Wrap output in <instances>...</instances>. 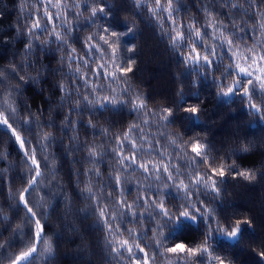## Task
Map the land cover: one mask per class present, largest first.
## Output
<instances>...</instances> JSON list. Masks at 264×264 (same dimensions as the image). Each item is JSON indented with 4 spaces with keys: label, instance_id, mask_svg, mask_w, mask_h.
I'll use <instances>...</instances> for the list:
<instances>
[{
    "label": "snow or ice",
    "instance_id": "6c2138e0",
    "mask_svg": "<svg viewBox=\"0 0 264 264\" xmlns=\"http://www.w3.org/2000/svg\"><path fill=\"white\" fill-rule=\"evenodd\" d=\"M38 2L43 5V16L29 13L24 17L26 31L17 28L19 36L28 37L22 55L24 63L17 65L10 61L8 68H0V129L5 136L11 134L9 139L14 138L23 152L28 171L15 209L17 214L22 211L24 215L13 230L11 240L0 238V264L5 261L7 264H53L58 247L46 231L47 221L54 211L52 199L44 193L38 201L31 200L32 193L39 192L42 180L46 179L38 153L47 152L55 142L51 131L42 129H52L55 125L54 122L36 123L43 113L33 114L27 106L23 123H20L16 100L24 84L40 83L39 72L36 76L27 75L35 67L34 61L29 64V57H35L36 52L43 53L53 42L64 53L60 64L68 62L66 74L58 70L62 76L57 85L61 93L58 107L75 105L69 108V116L65 117L60 131L66 134L65 128L73 130L70 144L77 145L75 151L80 150L79 135L76 134L77 122L71 120V115L82 117L87 110L92 116L88 127L94 131L97 108L114 113L130 104L129 110L137 117L118 133H113L111 127L100 129L104 137L111 135L115 141L109 157L112 170L107 179L99 167L108 155L102 151L104 145L93 143L86 148L87 162L92 168L83 173L90 179L81 187L80 193L86 202L95 206L96 227L104 232L105 249L112 260L116 264H156L157 257L163 256L167 264H235L233 253L241 250L242 245L254 244L253 251L259 257L257 264H264V240L257 242L252 221L235 213L223 215L213 203L222 199L221 186L226 176L251 182L257 179L256 172L251 169L237 171L235 161L229 164L207 140L198 135L189 137L186 128L179 134L164 131L174 128L178 120L187 123L200 121L204 108L199 93L193 92L186 97L181 90L177 93L179 99L171 106L150 109L148 98L140 92L133 93L131 87L129 74L133 73L136 64L135 55H129L126 61L122 58L124 48L130 54L135 53V45L126 39L135 35V23L124 25L123 31L118 30L120 26L114 25L111 19L113 6L106 0ZM131 3L141 13L146 9L150 18L156 21L161 40L167 41L169 50L185 66L187 74L194 77L193 87L210 78L216 89L217 101L234 105L239 98V103L245 105L249 115H258L264 121V0H211L213 6L218 3L221 7H229L230 12L237 9L249 18L255 15L250 37L236 21L235 14L229 17L231 24L225 23L218 19L214 7L207 3L201 5V11L207 17L204 25L195 17L187 21L180 17L178 0H131ZM20 9L24 15L25 0H21ZM73 10L76 15L70 17ZM85 14L89 34L83 37L82 47L77 48L74 45L80 37L73 33L80 31L76 24ZM134 16L139 18L137 14ZM241 23L246 25V22ZM48 25H52L51 29ZM230 27L234 30L229 31ZM42 36L54 37V41L44 39L37 48L36 41ZM13 81L15 87L7 88L6 82L10 84ZM81 88L91 90L84 92L82 100ZM130 95L134 96L131 100L128 99ZM181 112L183 115L178 116ZM33 124L38 130V147L33 146L29 138ZM153 125L155 131H151ZM157 137L165 138L167 143H162ZM250 148V144H245L240 151L247 153ZM228 155H236L235 150ZM0 157L6 158L3 153ZM51 159L55 176V157ZM237 159L241 157L237 156ZM47 167L45 164L44 168ZM137 173H142L143 179L149 183H137L133 189L137 196L129 202V180ZM153 180L162 181L163 188L152 191ZM169 189L176 193L174 203L168 202ZM60 191L64 196L67 219L73 213V201L62 187ZM13 198L16 199L15 195ZM4 212L0 206V224H10L12 219ZM70 230L78 231L75 225ZM189 230L198 234V239L191 243L184 238ZM16 247L19 251L14 252Z\"/></svg>",
    "mask_w": 264,
    "mask_h": 264
},
{
    "label": "trees",
    "instance_id": "16d2710c",
    "mask_svg": "<svg viewBox=\"0 0 264 264\" xmlns=\"http://www.w3.org/2000/svg\"><path fill=\"white\" fill-rule=\"evenodd\" d=\"M106 2L113 6L111 19L114 25L120 26L118 30L123 31L124 25L132 23L136 25L135 35L126 38L131 44L135 45V53H128L127 48H124L122 53V58L125 61L129 55H135L136 58L133 73L129 74L132 77L130 83L133 93L140 92L147 97L150 109H159L164 105L171 106L173 101L179 99L177 93L181 90H184L186 97L191 96L193 92L199 93V99L203 102L201 106L204 108V114L201 116L200 121L198 123H187L178 120L174 128L165 129L164 131L179 134L182 129L186 128L189 137L198 135L201 139L207 140L219 150L218 155L225 157L229 164L235 161L238 165L237 171L251 169L256 172L257 179L251 182L240 177L226 176L224 184L221 186L222 199L213 203L223 215L232 216L235 213L241 218H249L252 221V230L255 232L257 242L264 240V121H261L258 115H249L245 105L239 103V98H236L234 105L217 101L216 89L213 87L210 78L197 87H193L194 77L187 74L185 66L169 50L167 41L161 40L158 25L154 19L150 18L146 9L142 13L139 12L131 3V0H106ZM25 3L26 9L24 15H21V0H0V68H8L10 61H14L17 65L24 63L22 55L28 37L27 35L19 36L17 28L26 31L27 25L24 17L29 13L33 16H43V5L38 0H25ZM206 3L210 7H214L218 19L225 23L231 24L229 17L235 14L236 21L245 29L248 36L252 35V27L256 21L255 15L249 18L247 15H242L237 9H232L230 12L229 7H221L218 3L213 6L211 0H178L177 7L181 10L179 16L184 18L185 21L188 18L195 17L201 25H204L207 17L201 11V5ZM134 14H137L139 18L136 19ZM69 15L75 17V10ZM86 19L87 14L81 17L79 23L76 24L80 31L73 33L74 36L80 37V40H77L74 45L77 48L82 47L83 37L89 34V28L85 24ZM241 21L246 22V25ZM56 23L59 24L60 21H56ZM48 27L51 29L52 25H48ZM91 30L94 31L95 29ZM228 30L233 31L234 29L230 27ZM44 39L54 41V37L42 36L41 40L36 41L37 48L41 46ZM63 54L62 51L57 49L56 43L53 42L43 53L36 52L35 57H29V64L34 61L35 67L31 68L27 75L36 76L39 72L40 83L24 84V87L19 89L20 95L16 97L19 109L17 120L20 123H23L27 106L33 114L38 111L43 113L36 123L48 124L54 122L55 125L52 129H42V131H51L55 137V142L50 145L47 152L38 153L46 178L42 180V184L45 183L44 185L47 187L53 186L55 188V193H52L53 189L50 194L47 193L53 201L54 211L47 221L46 230L47 235L52 236L54 243L58 244L53 257V264H116V261L112 260L105 249L103 230L96 227L97 218L93 214L95 206L90 205V202H86L81 197L80 189L90 179L88 176L83 175L85 171L92 168V165L87 162L88 152L86 148L89 144H103L102 151L108 153L99 165L105 179L108 178L109 172L112 170L109 157L112 155L111 147L115 141L111 135L104 137L100 129L111 127L113 133H118L123 131L137 117L135 113L129 110L130 104L128 107L114 113L97 108L95 109L94 120L97 127L94 131L88 127V121L92 119V116L87 110L84 111L82 117L71 115V120L77 122L78 131L76 134L79 135L80 150L75 151L77 145L75 143L70 144V139L74 135L73 130L65 128L64 132L66 134H62L60 131L64 127L65 117L69 116V108L75 107L71 104L62 109L58 107L61 93L57 85L62 78L61 71L58 70H62L65 74L68 72L67 60L63 65L59 62ZM74 66L75 64H73ZM6 87L14 88L15 82L13 81L10 84L6 82ZM86 91L90 92L91 90L81 88V100ZM73 98H75V93ZM132 98H134L133 95L128 97L129 100ZM179 115H183V113L181 112ZM37 131L36 124H33L29 138L33 146L38 147L39 136ZM151 131H155V125H153ZM10 135L9 133L8 136H5L3 130L0 129V153H3L6 157H0V206L5 209L3 214L12 219L10 224H0V238L3 240L12 239L13 230L23 218L24 213L21 211L17 214L15 210L16 200L19 191L25 186L28 176L23 152L19 149L14 138L9 139ZM157 138L162 143H167L165 138ZM245 144L251 145L250 151L247 153L240 151ZM70 148L73 151L70 152ZM233 150H235L236 155H228ZM45 156L48 157L47 160L44 159ZM237 156L241 159H237ZM52 157H55L54 185L49 183L52 178L49 175H53ZM173 162H176L175 156H173ZM180 163H185V161H180ZM45 164L48 165L47 168H44ZM201 171H204V169H201ZM78 173L79 175H77ZM166 179L165 176L164 180ZM137 183L149 182L143 179L142 173L131 176L129 180V189L131 190V196L128 197L129 202L137 196V192L133 190ZM151 184L152 191L163 188L162 181L153 180ZM61 187L63 192L68 193L73 201V213L67 219L65 218L64 196L60 191ZM41 192L43 195L44 192ZM34 193L36 192L32 193L31 200L36 202ZM14 195L16 199L13 198ZM175 196V191L169 189L167 192L168 202L174 203ZM140 203L143 204V201ZM82 209L85 211H81ZM73 225L78 231L73 232L70 230ZM148 235L151 236V233L149 232ZM184 238L191 243L198 239V234L189 230L185 233ZM16 243L19 244L18 239ZM254 246V244H245L241 246V250L233 253L235 264H257L259 257L253 251ZM13 251H19V247L14 248ZM4 264H7V261ZM156 264H167V262L163 256H158Z\"/></svg>",
    "mask_w": 264,
    "mask_h": 264
},
{
    "label": "rangeland",
    "instance_id": "374dc122",
    "mask_svg": "<svg viewBox=\"0 0 264 264\" xmlns=\"http://www.w3.org/2000/svg\"><path fill=\"white\" fill-rule=\"evenodd\" d=\"M249 46H251V42H249ZM49 176L52 177L51 180H50V183H53V185H54L55 180H54V178H53V175L50 174ZM49 176H48V177H49ZM48 177H47V178H48ZM44 184H45V183L42 184L41 191H43L44 193H49V194H50V191L53 189V190H52V193H53V192L55 193V188H54L53 186L49 188V187H47V186L44 185ZM157 185H159V184H157ZM156 188H157V187H156ZM41 191L34 193L36 201H38V200L40 199V196L42 195V192H41ZM154 191H156V190H154Z\"/></svg>",
    "mask_w": 264,
    "mask_h": 264
}]
</instances>
